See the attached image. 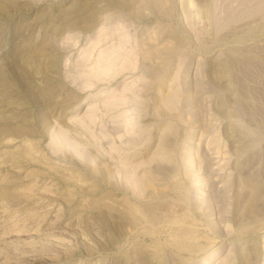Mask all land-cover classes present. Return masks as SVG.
Returning <instances> with one entry per match:
<instances>
[{"label":"rangeland","instance_id":"374dc122","mask_svg":"<svg viewBox=\"0 0 264 264\" xmlns=\"http://www.w3.org/2000/svg\"><path fill=\"white\" fill-rule=\"evenodd\" d=\"M0 264H264V0H0Z\"/></svg>","mask_w":264,"mask_h":264}]
</instances>
